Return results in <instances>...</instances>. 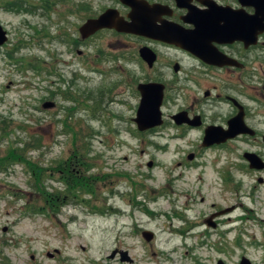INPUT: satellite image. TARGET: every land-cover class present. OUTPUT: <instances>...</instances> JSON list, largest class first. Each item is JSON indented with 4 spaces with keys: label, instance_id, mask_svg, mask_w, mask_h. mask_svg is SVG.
Here are the masks:
<instances>
[{
    "label": "rangeland",
    "instance_id": "374dc122",
    "mask_svg": "<svg viewBox=\"0 0 264 264\" xmlns=\"http://www.w3.org/2000/svg\"><path fill=\"white\" fill-rule=\"evenodd\" d=\"M50 1L0 0L9 35L0 47V154L40 136L32 160L63 169L77 154L91 187L72 191L54 211L25 214L38 199L29 167L0 172V263L56 264L48 254L61 249L74 264H126L111 257L124 248L133 264H240L243 256L264 264V184L240 169L241 152L200 149L198 132L171 126L169 116L186 101L175 104L169 93L166 126L140 132L134 121L138 84L161 73L171 80L167 67L186 54L109 31L83 41L85 15L71 14V0ZM90 1L101 9L112 0ZM143 46L158 54L153 71L139 56ZM46 102L55 106L45 109ZM194 151L200 157L188 164ZM61 176L48 172L44 178L54 179L42 183L65 192ZM232 206L217 230L205 222ZM143 231L155 238L147 241Z\"/></svg>",
    "mask_w": 264,
    "mask_h": 264
},
{
    "label": "flooded vegetation",
    "instance_id": "af4514ba",
    "mask_svg": "<svg viewBox=\"0 0 264 264\" xmlns=\"http://www.w3.org/2000/svg\"><path fill=\"white\" fill-rule=\"evenodd\" d=\"M57 1L59 0H51L50 3ZM139 1L148 5L149 10L146 11L149 13L147 15L150 19L158 18L159 25L169 22L184 32L195 30L200 32L198 39L200 55L159 40L120 33L115 29H102L87 39H82V37L81 39L89 42L88 40L91 41L102 32L109 31L119 36L150 39L160 44L174 46L184 52L189 59L172 62L167 67L171 70V80H166L165 74L161 73L154 80L141 83L158 82L165 86L162 109L166 106L167 93L175 104L182 97L186 104L169 116L171 126L185 133L198 132L197 142L201 146L200 149H231L232 152L233 150L241 152L244 165L240 169L260 174L257 181L264 184V168H251L247 159L249 154H254L260 159L259 164L264 166V32L259 34L256 45L249 44L237 37L230 39L232 37L220 38L217 36L218 31H227L228 29L232 30L235 36L243 30L246 37L251 36V25H247L246 21H237V14L230 17V11H240V15L247 17L254 15L255 8L243 6L239 0ZM107 9L118 10L120 15L126 19L132 11V8L122 3L121 0H112L110 5L101 9H94L90 0H71V14L85 15L86 19L83 24L89 19L99 17ZM156 9H159L161 14H157ZM155 54L157 60L152 67L140 56L151 71L155 70L158 61V54L156 52ZM138 86L137 90L141 97ZM180 113H184L186 122L177 124L173 117ZM163 118L164 124L161 127L167 125L164 112ZM209 128H215L222 132L230 130L236 132V135L220 143L214 142L205 145L206 132ZM190 155H193L192 159L189 158ZM199 157V151L190 153L188 155L190 163L188 164L197 162ZM151 164L153 165V163ZM230 180L231 178H228L226 182H230ZM235 209L236 206L220 207L205 222L211 229L217 230L220 226V217L233 213ZM213 215L214 218L210 224L208 220ZM115 251L122 263L133 264L135 262L128 249L117 248ZM55 253L53 258H55L56 264H74V260L63 258L61 249H55Z\"/></svg>",
    "mask_w": 264,
    "mask_h": 264
},
{
    "label": "water",
    "instance_id": "95a60500",
    "mask_svg": "<svg viewBox=\"0 0 264 264\" xmlns=\"http://www.w3.org/2000/svg\"><path fill=\"white\" fill-rule=\"evenodd\" d=\"M127 6L132 8V11L128 15V19L120 15L119 11L116 9H107L99 17L94 19H89L85 24L80 28V34L82 39H87L96 32L102 29H115L120 33L138 35L154 40H159L171 45H175L182 49L192 52L195 55H200V44L198 39L200 37V32L198 31H187L184 32L181 29H178L173 23H165L162 25L158 24V18L150 19L147 15L149 12L148 5L141 3L139 0H121ZM240 3L244 6H252L255 8V13L252 16L245 17L240 15V11L230 12V17L236 15L237 21H246L247 25L252 27V35L245 36V31L239 32L237 36L234 35V32L229 29L227 31H218L217 36L220 38L232 37L230 39H243L249 44L256 45L258 42V36L260 33L264 32V0H239ZM223 8V7H220ZM155 9V8H154ZM227 10V9H226ZM217 10L215 9V12ZM157 14H161L159 9H156ZM228 12V11H226ZM233 15V16H232ZM9 36L8 32L3 28L0 23V47L8 42ZM141 58L148 63L150 67L154 65L157 60V55L149 47H142L140 49ZM177 69V67H176ZM138 89L141 93V101L138 107L136 118H134L135 123L138 126V129L141 132H145L151 129L161 127L164 124L162 106L164 101V90L165 86L162 83L150 82V83H140ZM55 106L54 102H46L43 104V108L50 109ZM184 113H180L173 117L176 120L177 124H182L186 122L184 119ZM236 135V132L233 131H217L215 128H209L206 132L205 145H210L214 142L220 143L226 141L229 138H232ZM190 159L193 158V155L189 156ZM248 161L251 164V168H264L263 165H260V159L254 155L249 154L247 156ZM152 166V164H149ZM223 213V212H222ZM214 215L208 220L212 224ZM6 231V229L4 230ZM143 236L147 241H152L154 239V233L151 231H144ZM116 251L113 252L111 257L116 255ZM125 255L127 254L124 253ZM48 257L53 258L54 254L49 253ZM218 264H225L224 261L219 260ZM240 264H252V262L243 257Z\"/></svg>",
    "mask_w": 264,
    "mask_h": 264
},
{
    "label": "trees",
    "instance_id": "16d2710c",
    "mask_svg": "<svg viewBox=\"0 0 264 264\" xmlns=\"http://www.w3.org/2000/svg\"><path fill=\"white\" fill-rule=\"evenodd\" d=\"M19 143V142H18ZM20 144L23 146H15L12 145L8 148L5 155L0 154V172H6L10 168L15 165H25L29 167L31 178L33 181V189L38 195V199L36 202L26 205L25 214L30 213H40L43 211H54L63 205L64 200L69 197L72 191H77L81 189H90V185H88L85 181L84 173L87 170L85 167V163L83 162V158L79 157L77 154L72 157L70 161L74 162V165H69L66 168L61 169V166L58 162H56L55 167L47 170L40 167L39 162H35L32 160L28 154L31 151H38L42 147V138L40 136L31 135L29 136V142L20 141ZM69 162H67L68 164ZM48 172H55L56 174H62L60 177L61 181H64L67 184V188L65 192L59 191H49V188L44 186L42 181H47L54 179L52 177L44 178V175ZM52 174H50L51 176ZM20 197V195H16ZM76 196V195H74ZM24 198L22 194L21 199ZM5 263V262H4Z\"/></svg>",
    "mask_w": 264,
    "mask_h": 264
}]
</instances>
